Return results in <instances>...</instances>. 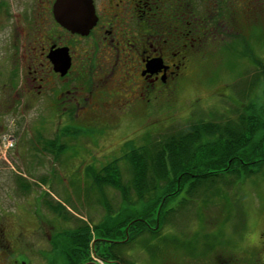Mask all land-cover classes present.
Instances as JSON below:
<instances>
[{"label": "rangeland", "instance_id": "1", "mask_svg": "<svg viewBox=\"0 0 264 264\" xmlns=\"http://www.w3.org/2000/svg\"><path fill=\"white\" fill-rule=\"evenodd\" d=\"M254 1L250 19L241 11L234 15L232 25L238 35H232L230 41L206 36L201 62L194 59L168 96L161 93L153 100L150 114L139 105L136 113L117 119L99 117L101 120L87 126L62 121L59 131L78 128L79 138L63 137L62 142L70 147L58 160L42 148V141L58 132L55 116L35 110L14 114L0 108V239L15 244L14 239L21 238L24 252H12V259L26 264H65L62 249L68 248L67 234L78 219L89 227L90 244L95 239L119 242L103 243L120 259L111 257L104 264H252L254 252L248 248L246 236L256 239L264 225V167L214 196L212 191L201 212L196 207L180 208L165 233L138 235L127 242L111 236L115 227L111 219L122 204L119 192L110 186L98 192L91 176L94 168L120 156L129 141L140 144L159 133L176 131L191 118L214 116L235 121L244 105L264 109V0ZM226 5L231 7L229 2ZM21 7L20 0H0V99L3 94L14 95L6 88L15 60L8 42L16 20L11 12ZM123 172L127 180L130 176L125 168ZM18 177L29 185L26 192L21 191ZM46 193L45 199L62 204L72 215H53L43 201ZM128 193L133 201L132 190ZM104 202L114 211L107 212ZM99 222H106L110 234L101 237L93 231ZM168 231L182 234L168 235ZM3 262L0 255V264Z\"/></svg>", "mask_w": 264, "mask_h": 264}, {"label": "flooded vegetation", "instance_id": "2", "mask_svg": "<svg viewBox=\"0 0 264 264\" xmlns=\"http://www.w3.org/2000/svg\"><path fill=\"white\" fill-rule=\"evenodd\" d=\"M20 2L21 10L11 12L16 20L8 42L15 60L6 88L14 95L3 94L0 108L53 115L57 131L62 121L87 126L99 117L136 113L139 105L150 114L153 100L168 96L194 59L201 62L206 36L230 41L238 32L234 15L241 11L250 19L255 5L254 0H65L57 8V0ZM59 11L78 17L85 32L62 25ZM20 239L13 245L0 239L4 264H26L11 258L23 252ZM246 241L254 252L250 262L264 264V225L256 239Z\"/></svg>", "mask_w": 264, "mask_h": 264}, {"label": "trees", "instance_id": "3", "mask_svg": "<svg viewBox=\"0 0 264 264\" xmlns=\"http://www.w3.org/2000/svg\"><path fill=\"white\" fill-rule=\"evenodd\" d=\"M77 131L78 128L69 127L58 130L54 138L42 141V148L58 160L70 147L62 142L63 137L75 140L79 138ZM153 138L148 137L140 144L129 141L120 156L92 171V185L98 192L110 186L121 196L122 204L116 211L106 202L104 207L116 214L111 219L115 221L111 236L126 242L138 235L165 233L180 208L196 207L201 212V205L212 191L215 190L214 196L220 189L230 188L264 167V109L253 104L244 105L235 121L214 116L191 118L184 127ZM124 168L130 176L127 180ZM17 180L21 191L26 192L29 185L21 177ZM129 190L133 192V201L129 199ZM45 197L47 193L43 201L53 215L70 214L62 204ZM75 222L76 226L67 234L68 248L65 245L62 249L67 258L65 264H96L88 261L94 257L104 263L111 257L119 262L111 246L106 248L103 244L119 242L95 239L90 244L88 225L78 219ZM92 229L101 237L110 234L106 222H99ZM170 231L168 235L182 234Z\"/></svg>", "mask_w": 264, "mask_h": 264}, {"label": "water", "instance_id": "4", "mask_svg": "<svg viewBox=\"0 0 264 264\" xmlns=\"http://www.w3.org/2000/svg\"><path fill=\"white\" fill-rule=\"evenodd\" d=\"M63 1H65V0H57L56 7L59 8ZM80 8H82V7H80ZM56 17H57V20L62 25L70 28L72 31L85 32V30H83L84 29L83 25L79 23L78 17H72L71 18V17L64 16L61 11L57 12ZM62 71H64V70H62Z\"/></svg>", "mask_w": 264, "mask_h": 264}, {"label": "built area", "instance_id": "5", "mask_svg": "<svg viewBox=\"0 0 264 264\" xmlns=\"http://www.w3.org/2000/svg\"><path fill=\"white\" fill-rule=\"evenodd\" d=\"M95 261H97V263L99 262V260H97V258H95Z\"/></svg>", "mask_w": 264, "mask_h": 264}]
</instances>
